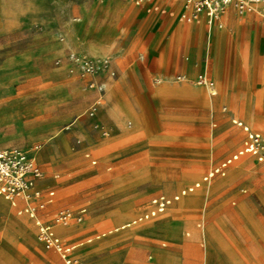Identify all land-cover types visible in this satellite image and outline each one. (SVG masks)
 I'll return each mask as SVG.
<instances>
[{"label":"rangeland","instance_id":"1","mask_svg":"<svg viewBox=\"0 0 264 264\" xmlns=\"http://www.w3.org/2000/svg\"><path fill=\"white\" fill-rule=\"evenodd\" d=\"M103 1L0 0V42L8 40L9 51L14 52L32 44V40L55 34L58 42L67 45V51L73 55L72 59L67 56L73 64L72 74L83 80L84 89L92 94L89 107L75 124H83L84 132L70 135L69 130L65 131L56 157L50 163V158H38L39 164L36 161L42 174L39 190L43 193L55 190L56 194L53 204L36 209L38 219L50 224L55 212L87 207L85 222L72 219L67 225L54 226L69 243H84L85 250L79 255L78 264H263L264 166L257 164L251 155L236 161L226 177L215 176L181 197L164 213L108 233L148 214L153 209L154 197L179 194L199 181L209 168L235 154L242 146L245 133L239 128L225 130L231 119L245 122L264 137V98L253 102L247 114L253 123H249L244 110L231 105L229 97L237 93L243 98L256 97L258 90H246L244 70L236 75V63L230 62L220 68L219 86L214 80V86L210 87L213 80L209 73L197 75L193 80L184 75L172 77L175 83L185 81L190 85V81L191 88L208 90L214 112L209 101L202 109L173 100L164 104L160 101L162 105L157 106L142 72L137 71L134 74L137 85L132 90L135 94L133 116L126 117L122 131L114 130L110 124L103 125L98 115L101 105L95 103L120 82L122 75L114 58L128 52L131 39L127 37L123 48L120 47L124 37L117 25L120 23L124 33H129L140 22L136 17L119 22L113 13L99 6L119 13L122 10L118 3ZM231 12L239 18L251 14L264 21V16L254 12L240 13L236 9ZM226 13L215 21L219 28ZM183 14L182 8L180 19L186 23ZM240 24L236 29L235 57L247 58V53L237 52L244 44L241 34L245 25L243 21ZM89 42L99 44L108 53L101 59L81 53L79 49ZM83 59L93 62L94 73L84 72ZM64 61V57H58L53 64L59 68ZM20 63L10 62L3 69L23 71ZM149 65L152 68L153 61ZM151 76L154 88L161 77ZM201 76L206 78L203 84L199 83ZM237 79H241L240 83H236ZM3 81L16 80L9 73L0 75V94L6 92L1 85ZM230 89L234 92L227 94ZM250 99L249 96L248 107ZM87 118L89 124L81 123ZM38 138V134H31L25 140L31 142ZM233 139L232 148H221ZM41 149L37 146L34 152ZM86 153L91 158H86ZM1 198L0 264H65L57 252L44 247L35 220L26 213L19 214L25 202H18L14 207ZM197 222L203 223L199 229ZM154 227H167L171 232L153 237L149 231ZM188 231L190 237L186 236ZM97 235L101 237L96 239ZM88 239L92 241L87 243ZM214 255L218 262H214Z\"/></svg>","mask_w":264,"mask_h":264},{"label":"crops","instance_id":"2","mask_svg":"<svg viewBox=\"0 0 264 264\" xmlns=\"http://www.w3.org/2000/svg\"><path fill=\"white\" fill-rule=\"evenodd\" d=\"M114 1L120 6L121 12L114 13L101 5L99 6L101 9L113 13L119 22L132 21L135 17L140 19V22L129 33H124L120 23L117 25V30L121 31L122 37H124L119 46L123 48L125 39L129 36L131 39L128 44V52L121 53L119 57L114 58V64L122 75L120 82L114 85L110 94L96 100H100V103L103 101L98 114L102 117L100 123L110 124L114 130L122 131L126 117L133 116L135 94L132 90L133 86L137 85L134 76V74L137 75V71L142 72L144 82L153 93L157 106L161 104L160 101L164 104L173 100L180 104H190L195 109H202L209 101L211 110L214 112V102H210L212 94L208 90L191 88L190 85L193 83L190 81H188L190 85L185 81L175 83L172 81V77L184 75V78L193 80L197 75L209 73L213 80V86L214 80L219 86L220 68L223 63L229 64L230 62L236 63V75L244 70L246 90L251 92L258 90L257 96L260 92L262 94L258 98L251 95L243 98L239 93L229 97L230 104L242 108L248 118L247 121L253 123L247 114L252 110L253 102L264 98V21L258 20L251 14L243 15L241 18L236 17L231 12V9L235 8L231 7L221 20L222 28H219L218 23H215L216 20L208 23L205 15L201 16L199 22L193 24L183 22L180 19V14L185 0H151L142 5H136L133 0ZM240 21H243L245 25L241 34L244 44L243 48L237 52L247 53V58L242 55L235 57L236 29L241 27ZM45 37L46 39L32 40V44L14 52L9 51L10 42L8 40L0 42V75L9 73L16 80L15 82H1L6 92L0 94V150L21 151L27 156H33L37 163L38 158H50V163L56 157L58 145L63 142L61 135L65 131L69 130L70 135L75 132H84L83 124L79 123L77 126L75 124L84 115L83 112L89 107L92 98V94L84 89V81L78 80L72 74L73 64L70 63L67 56L72 59L73 55L67 51V45L59 43L55 34L50 33ZM79 51L99 59L108 53L102 46L94 42L83 45ZM58 57H64L65 60L59 68L53 64ZM245 60H247L246 63ZM151 61H153L152 68L149 65ZM10 62H21L23 71L20 69V71L9 72L3 69L9 67L8 63ZM151 75L160 76L162 84L160 85L159 82L153 88ZM240 80L237 79L236 83H240ZM227 82L231 83L229 80ZM229 92L234 91L230 89L227 94ZM249 96L252 102L248 107ZM233 120L237 119L227 122L224 126L225 130L239 128L232 123ZM85 121L88 122V118L81 123ZM243 123L251 130L259 132L245 122ZM31 134H38L39 138L27 142L25 139ZM234 143L233 139L221 148L228 150L234 146ZM37 146L42 148L40 152H34ZM93 161L96 162V160ZM219 164L209 168L208 171ZM111 169L112 167L109 166L108 170ZM202 178L197 182H201ZM38 184L39 180L36 182V190H39ZM50 191L55 192V190ZM48 192H42L43 197H46ZM5 202L9 204V202ZM232 204H235V201ZM83 208L87 211L86 206L75 211ZM85 216L86 213L83 222H85ZM137 219L117 228L126 226ZM202 224V222H197L196 228H201ZM170 230L167 227H154L149 231V234L153 237L164 236L167 232L170 233ZM56 231L60 237H63L59 234L58 229ZM186 236L190 237L191 233L186 232ZM161 246L166 247V243H162ZM84 250L83 243L74 252L76 258L80 259L79 255ZM149 259H152V255L149 256ZM217 260L214 255V262H218ZM250 260L254 261L251 257Z\"/></svg>","mask_w":264,"mask_h":264},{"label":"built area","instance_id":"3","mask_svg":"<svg viewBox=\"0 0 264 264\" xmlns=\"http://www.w3.org/2000/svg\"><path fill=\"white\" fill-rule=\"evenodd\" d=\"M151 0H133L136 5H142ZM171 1V0H161ZM263 0H185L183 9V19L188 22H199L202 15L207 17L208 23L218 20L222 14L227 12L231 7L240 13L254 12L264 16ZM84 72L92 74L95 72V65L88 59L82 60ZM204 81V78H201ZM232 123L241 128L245 133L242 148L225 159L218 166L212 168L202 178L201 182L195 183L173 197L159 195L151 200L153 209L144 216L138 218L133 224H138L149 220L152 217L164 213L181 197L194 192L200 188L203 183L210 182L215 176L226 177L228 170L241 157L251 155L255 157L256 163L264 166V140L259 132L251 130L243 122L233 120ZM90 158V154H86ZM96 162L93 161V164ZM42 178V174L37 167L34 157L27 156L17 150H0V196L10 202L12 206H16L18 202H25V206L19 210V214L26 213L30 218L35 220L39 230V239L47 250L57 252L65 264H78L79 259L76 258L74 252L83 245L71 244L66 239L60 237L54 230L57 224L67 225L72 219L77 222H83L86 209L79 211L63 210L52 215L50 224L41 222L37 217L36 209H43L52 204L55 198V192L49 191L46 197L43 193L36 190V182ZM101 236H96L99 239ZM90 243L92 239L86 240Z\"/></svg>","mask_w":264,"mask_h":264},{"label":"bare ground","instance_id":"4","mask_svg":"<svg viewBox=\"0 0 264 264\" xmlns=\"http://www.w3.org/2000/svg\"><path fill=\"white\" fill-rule=\"evenodd\" d=\"M105 1H107V0H104L103 2H105ZM234 23V22H233ZM205 82V79H204V81H202V80H200V84H203ZM211 86L210 87H212L213 86V84L211 83L210 84ZM95 105H100V100H98V101H96V103H95ZM24 154H26V153H24ZM27 155V154H26ZM33 157V156H32ZM3 198V197H2ZM4 199V198H3ZM5 200V199H4ZM6 201V200H5ZM8 202V201H7ZM138 220V219H137ZM137 220H135V221H137ZM135 221H133L132 223H130V224H127L126 226H123V227H121V228H117V229H114V230H111V231H109L108 233L109 234H111V233H114V232H118V231H120V230H124V229H127V228H130L132 225H133V223L135 222ZM63 227V226H62ZM104 236H106V234L104 235Z\"/></svg>","mask_w":264,"mask_h":264}]
</instances>
